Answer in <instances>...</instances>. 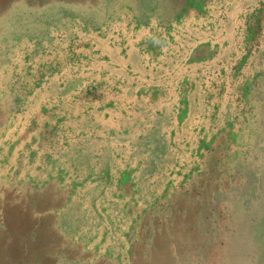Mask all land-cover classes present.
I'll list each match as a JSON object with an SVG mask.
<instances>
[{
  "label": "crops",
  "instance_id": "1",
  "mask_svg": "<svg viewBox=\"0 0 264 264\" xmlns=\"http://www.w3.org/2000/svg\"><path fill=\"white\" fill-rule=\"evenodd\" d=\"M191 21L188 55L168 59L163 47V79L153 75L149 37L96 35L93 55L79 48V59L4 109L13 117L0 141V210L11 204L18 216L28 212L19 226L36 224L38 247L56 242L54 213L81 210L94 189L102 195L104 174L117 196L152 174L196 178L211 168L216 147L239 148L241 133L257 131L216 117L247 115L253 99L264 100V0H193ZM13 187L25 193L7 197Z\"/></svg>",
  "mask_w": 264,
  "mask_h": 264
},
{
  "label": "rangeland",
  "instance_id": "2",
  "mask_svg": "<svg viewBox=\"0 0 264 264\" xmlns=\"http://www.w3.org/2000/svg\"><path fill=\"white\" fill-rule=\"evenodd\" d=\"M192 2L0 0V141L13 117L4 109L20 105L23 95L79 59V48L93 55L96 35L120 42L131 33L149 37L155 44L153 75L163 79V47H169L168 59L189 53ZM252 103L247 115L216 117L257 131L241 133L239 148L232 141V147H216L211 168L196 175L203 180L189 173L184 176L190 179L169 181L167 173L162 179L152 174L136 181L134 193L117 196L104 174L102 195L94 189L83 196L81 210L54 213L56 242L49 248L33 242L35 223L19 226L28 212L18 216L17 207L7 205L0 210V264H264V100ZM160 150L166 165L167 149ZM5 182L0 180V189ZM10 191L9 198L25 193L23 187ZM28 197L25 203L32 202ZM80 220L81 227L71 226Z\"/></svg>",
  "mask_w": 264,
  "mask_h": 264
},
{
  "label": "trees",
  "instance_id": "3",
  "mask_svg": "<svg viewBox=\"0 0 264 264\" xmlns=\"http://www.w3.org/2000/svg\"><path fill=\"white\" fill-rule=\"evenodd\" d=\"M244 217H245V214H244Z\"/></svg>",
  "mask_w": 264,
  "mask_h": 264
}]
</instances>
